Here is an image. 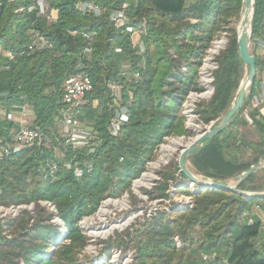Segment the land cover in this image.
Listing matches in <instances>:
<instances>
[{
    "label": "trees",
    "instance_id": "obj_1",
    "mask_svg": "<svg viewBox=\"0 0 264 264\" xmlns=\"http://www.w3.org/2000/svg\"><path fill=\"white\" fill-rule=\"evenodd\" d=\"M36 1L0 0V108L30 107L34 116L31 125L42 127L45 133L40 144L0 159V205L36 206L35 217L25 211L10 222L9 227L19 226L25 232L20 238H4L0 248L6 246L12 251L0 249V264H19V259L24 264H75L86 244L79 221L95 213L104 199L130 191L132 180L154 159V151L165 137L188 133L180 116L182 102L189 92H200L196 78L203 56L223 24L231 17L239 19L242 0H47L50 10L57 13L55 21L38 14L37 7L28 11ZM79 2L93 3L101 13L81 12L76 7ZM123 3H127L125 14L134 28L131 32L110 21L112 11ZM263 15L264 0H254L251 53L256 57V68L259 58L255 45L263 39ZM229 31L226 48L215 58L218 67L213 71V94L200 105L204 123L217 120L230 107L244 76L237 32L235 28ZM35 33L51 47L21 54ZM139 42L144 45L142 53ZM123 64L139 72L137 82L119 75ZM73 72H83L91 78L93 88L84 97L79 120L96 132L94 140L76 149L62 144L56 128L63 107L62 84ZM111 82L125 85L120 104L127 105L129 113L116 136L107 128L114 105ZM257 83L255 77L244 106L230 123L190 154L198 172L226 180L264 158V116L251 104ZM245 126L256 132L255 140L235 136L232 129ZM17 128L15 122L0 118L2 140H8ZM89 147H93L92 152ZM242 150L250 152L249 160L241 157ZM175 164L174 169L160 172L158 197H166L168 182L179 171ZM76 169L82 172L79 178ZM254 173L244 178L237 189L244 191L241 186L253 181ZM246 191L260 192L264 188ZM188 193L193 195L191 208L174 212L176 217L171 221H164L159 214L138 226L133 238L128 232L129 242L118 235L114 241L106 242L108 247L134 248L131 264H206L201 253L215 252L219 256L222 248L228 264H264V256L251 242L258 225L237 223L241 213L249 209V201L257 202L259 198L248 199L218 189ZM39 201L54 205L65 225L64 241L57 242L59 229L51 222L55 214ZM195 227L200 230L194 242ZM174 236L182 241L181 248L176 247ZM117 239L121 242L117 243ZM221 259L220 256L213 262Z\"/></svg>",
    "mask_w": 264,
    "mask_h": 264
},
{
    "label": "rangeland",
    "instance_id": "obj_2",
    "mask_svg": "<svg viewBox=\"0 0 264 264\" xmlns=\"http://www.w3.org/2000/svg\"><path fill=\"white\" fill-rule=\"evenodd\" d=\"M189 2H191V0H189ZM49 15H50L49 17L50 21H54L50 13ZM237 20L239 19H236V17L229 18L228 23L223 24L225 26H222L221 30H219L218 32L214 34L215 36V35H219L220 31L226 32L225 37L227 39V42L225 46H227L228 41H229L228 40L230 36L229 29L235 28L234 22L235 21L237 22ZM210 46H211V43H210ZM251 47H252V44H250V51L252 49ZM208 49L206 50V53L204 54L203 59L205 58V55L207 54ZM139 52L142 53L143 51H141L139 48ZM214 58H216V56ZM202 63H203V60H202ZM200 68L201 66L199 67V70ZM181 70L183 72L186 71V67L183 64L181 66ZM245 72H246V68L244 66V75H245ZM198 80H199V74L197 75L196 83H197V86L200 87L198 85ZM200 89L202 90L203 88L200 87ZM188 95H186L185 99L183 100L181 109H180V116L183 118V125H185V115H184L185 107L183 105ZM200 99L201 100L197 101L194 106V114H195V120H196L195 123L198 125L199 131H204L206 127L209 126L212 122L216 123V120L210 121L209 123H204L202 121L200 113H199L200 105L203 103H207L211 98L205 99V97H201ZM186 130L188 132L186 135L178 136L179 134H173L168 137H165L163 143H161L160 146L158 145L159 149L158 147L155 149L154 159L150 161L152 163L150 164V162H148L144 170L145 173L143 175H142L143 172L141 173L142 176L148 173H152L153 174L152 179L146 180V182L139 183V184H136L139 180H135V179H134L135 181L132 180L130 191H125L123 192V194L117 197H108L104 199L95 213L89 216H86L79 221L78 224H79V227L81 228L83 235L86 238V244L84 248L80 250L79 253L77 254L78 261L75 264H95V263L97 264H116V263L117 264H131L135 256L134 248H131V247L126 248L124 246L118 247L116 245L108 247L106 242L114 241L118 235L121 236L120 239H122L123 241L129 242L127 233L129 232L131 234L130 237H132L134 230L138 226L142 224H146L147 222H151L152 219L154 217H157L159 214L163 215L162 218L164 221H171L176 217V214H174V212L183 211L185 201H184V197L182 196H193V195L188 193V191H190L188 187L186 188L181 187V185H188L190 181L187 180L181 173H179V171L175 172L174 179L168 182V189L165 191L166 197L164 198L158 197V192L156 191L157 184L161 180L160 172L174 169L176 165L175 163L178 164L177 158H178V155L180 154V150H179L180 146L178 147V149H176L173 152L172 155L169 156L170 159L166 164H161L157 168H152V166H153V163L163 154L165 150L163 146L167 144L169 140L175 137L176 138L183 137V141L185 142V140H187L188 138L194 137L195 135L194 132H191L188 129ZM232 130L235 132V136L238 138L242 137L247 140H255L257 137L256 132L253 130L251 126L241 127L239 128V130H237V128L234 127ZM249 153L250 152H247V151L245 152L244 150H242L241 157L247 161L249 160ZM187 167L191 174L201 175L207 178V176L198 172L193 167L191 163V159L187 160ZM260 170H264V169H260ZM254 174L255 175H254L253 181L248 180L247 182L244 183L243 186H241V188L245 189L244 191L258 190V189L264 188V186H262L264 185V178H263L264 174L262 173V171L258 170ZM141 175L136 179L141 178L142 177ZM231 179H233V177L226 179V181L230 182ZM175 187H176V191H175ZM197 189H198V186H197ZM144 190L152 194H148L144 192ZM108 199H114L117 201L114 202ZM104 202H109L110 204L109 205L107 204L108 210L106 213H104L103 217L100 218L98 215V211ZM193 202L194 200L192 199V203H191L192 206H193ZM38 203L42 207H44L48 212L55 214V216L52 217L51 222L57 225L59 229L60 235L57 239V242L62 241V240L64 241L66 238L65 236L66 229H65V226H63L59 221H57V218H56L57 215L55 213L56 211L51 210L46 204H42L40 202ZM181 203H184V204H181ZM255 203H256L255 200H250L248 204L249 209H252ZM19 205L26 206V207H23V210L19 213V215H22L23 212L26 211L30 214L31 217H35L36 206L34 203L19 204ZM0 206H4V205H0ZM10 206H18V205L10 204L5 207H10ZM185 210H187V208ZM130 214L131 215L134 214L135 217L132 218L125 226L121 227V229H115L111 233H108V234H96L95 233L97 231H101L102 230L101 228L105 226L106 224L115 223L121 219H125L128 216H130ZM12 220L13 219H8V218L0 220V225H1L0 227V246L3 245L4 238L6 239L20 238V235L25 232L19 226L16 227L15 225H13L9 227V224ZM31 222L32 221L30 220L29 226ZM199 230H200L199 227H195V231L192 232L194 242L197 241L199 238ZM116 242L120 243L121 240L117 239ZM116 242H114V244ZM0 249L7 250L8 252L12 251L11 248H6V246H3ZM52 250L53 248L51 247L49 251V255H51ZM218 253H220L219 254L220 256L225 257V254H224L225 248H222L220 251H218ZM19 261H20L19 264H24L23 260L19 259Z\"/></svg>",
    "mask_w": 264,
    "mask_h": 264
},
{
    "label": "built area",
    "instance_id": "obj_3",
    "mask_svg": "<svg viewBox=\"0 0 264 264\" xmlns=\"http://www.w3.org/2000/svg\"><path fill=\"white\" fill-rule=\"evenodd\" d=\"M38 9V14L46 15L48 18L50 17L49 13L51 14L50 8L48 6L47 0H37L36 5H31L28 7V11L36 8ZM76 7L81 12L92 11L95 15H99L101 13L100 8L89 2H79L76 4ZM127 8V3H123L121 7L116 8L110 14V21L116 26L121 27L125 26V29L129 32L133 31L134 28L130 25L129 20L125 14V9ZM223 32V33H222ZM221 34H226L225 31H220L219 35H215L213 40L211 41V46L215 41L216 37H219ZM139 48L141 51H144V45L142 42H139ZM211 46L209 47L207 54L203 61L206 59ZM51 44H49L45 39L35 33L33 40H31L27 45L26 49L21 52L27 55L31 53L42 50L45 48H50ZM119 50V49H116ZM87 52L89 50H86ZM220 53V52H219ZM218 53V54H219ZM10 59L13 58V55L10 52L5 53ZM217 54V55H218ZM215 55V56H217ZM214 64V71L218 65L213 60ZM202 66V65H201ZM201 69V68H200ZM119 75L125 78L126 81L130 82H137L140 78L139 72L132 69L130 64H123L120 67ZM200 76V70H199ZM211 79L212 83L214 81L213 72H211ZM199 85V84H198ZM201 87V86H200ZM93 88V84L91 78L83 73V72H73L69 74L63 84H62V103L63 107L60 110V117L56 120V126L59 133L60 140L63 145L71 146L73 149L81 147L83 145L88 144L92 140L96 138V132L92 129L86 128L82 125L79 120V117L82 114V106L84 104V97L85 95L90 92ZM125 88V85L119 82H111L109 84V90L111 92V96L113 99V104L111 108L113 109L112 116L108 122V131L111 135L116 136L121 127L128 121L129 113L127 105H121V91ZM203 88V87H201ZM214 90V87H213ZM192 92V91H191ZM189 92V95L191 94ZM128 94L131 93L128 91ZM187 96V99L189 97ZM185 100V103L187 102ZM184 103V107H185ZM253 107H256V104L251 102ZM28 106H21L20 108L14 107L13 109L6 110L0 108V118H6L9 121L15 122L18 124V128L16 131L12 132L10 138L8 140H2L0 138V159L8 157L14 153L19 152L21 149L31 146L33 144H40L45 139V133L42 127L40 126H32L31 124L22 123L21 120H17V116L19 114L23 115L26 112ZM185 115V122L187 120V115L184 110ZM192 116H195L194 109L192 110ZM246 118L251 122L250 118L245 113ZM185 126V125H184ZM186 128V126H185ZM187 129V128H186ZM93 151V147H89V152ZM180 173V172H179ZM75 175L79 178L82 175L80 169L75 170ZM208 179H212L207 177ZM214 180V179H213ZM178 186V185H177ZM194 183L190 181L188 185H181V187H188L191 192L194 194L195 189L193 188ZM176 191V187H175ZM245 193L252 195L256 193H264V191H244ZM176 193V192H175ZM184 197V208L189 209L192 207V197L193 196H182ZM248 199H251L247 197ZM42 204L48 205L51 210H55V207L52 205L51 202L48 201H39ZM22 205L18 206H0V220L2 219H16L19 213L23 210ZM56 211V210H55ZM238 224H245L247 226L251 225H258V231L254 238L251 239V242L256 251L260 252L264 256V198H260L257 201L252 209L245 210L241 213L238 218ZM6 227V226H5ZM174 242L177 248L182 247V243L177 236H174ZM220 255L218 256L215 252L214 253H201V259L206 264H228L226 258L221 256L220 261L213 262L214 259H219ZM97 264V263H95Z\"/></svg>",
    "mask_w": 264,
    "mask_h": 264
},
{
    "label": "water",
    "instance_id": "obj_4",
    "mask_svg": "<svg viewBox=\"0 0 264 264\" xmlns=\"http://www.w3.org/2000/svg\"><path fill=\"white\" fill-rule=\"evenodd\" d=\"M249 5L252 7V16L249 24V29L248 31H240L237 32V37H236V43H237V49H238V54L240 56L241 61L243 62L246 72L245 75L243 76L239 87L237 89L236 95L234 100L232 101L230 107L216 120V123L212 126L206 127L204 131H201L199 136L187 147L183 148L180 151V154L178 155L177 161H178V168L179 172L189 181L195 183V184H200L197 182L191 173L189 172L187 168V160L189 159V156L191 153H193L195 150H197L204 141H206L209 138H212L219 134L231 121L233 116L244 106L245 100L247 96L250 93V89L254 83L255 77H256V57L254 54L251 53L250 51V44H251V26H252V18H253V5H254V0H242V7L247 8ZM247 24V17H240L239 19V26H246ZM213 123V122H212ZM211 123V124H212ZM264 167V158L259 160L257 163L252 164L248 169L242 171L239 173L235 179L237 180V183L234 186H229L225 182L221 180H213L206 185V186H201L198 192L203 190V188H212V189H218V190H226V191H231L235 193L241 194L243 197L247 198H264V193H256L249 195L245 193L244 191L238 190L237 185L244 179L246 178L249 174L261 169ZM57 221H59L63 226L64 223L60 221V219L56 216ZM66 236V234H65ZM53 252V250H52ZM51 252V254H52Z\"/></svg>",
    "mask_w": 264,
    "mask_h": 264
},
{
    "label": "bare ground",
    "instance_id": "obj_5",
    "mask_svg": "<svg viewBox=\"0 0 264 264\" xmlns=\"http://www.w3.org/2000/svg\"><path fill=\"white\" fill-rule=\"evenodd\" d=\"M251 16H252L251 5H249L247 8H243L241 10L240 17L241 18L247 17V24H246V26H239L238 25L239 20H237V22L235 23L236 32H240L242 30L248 31ZM240 17H239V19H240ZM226 42H227V39L225 37V34H221L219 37H216L206 59L202 63L201 69H200V76H199L198 84H199V86L203 87V89L200 92L192 91L188 97L187 102L185 103V113L187 115V120L185 122V126L188 130L195 133L194 137L188 138L187 140H185V142L183 141V137H178V138L175 137V138H172L171 140H169V142L163 146V148L165 149L163 154L153 163L152 168H157L161 164H166L170 159L169 156L172 155L173 152L176 149H178L179 146H180L179 150L181 151L183 148L189 146L201 133V131H199L198 125L195 123L196 122L195 116H192V110L194 109L196 102L201 100L200 99L201 97H205V99L211 98V96L213 94V85H212V79H211V72L214 69L213 60H214L215 55H217L221 50L225 49ZM214 123L210 124L209 126L214 125ZM181 144H183V145H181ZM151 163L152 162H150V164ZM144 173L145 172H143L142 175ZM191 175L193 176V178L197 182L200 183L199 185L194 183L195 186H193V188L195 189V187H196L195 192H198V190L200 189L201 186H206L212 181L211 179L205 178L203 176L200 178L198 175H195V174H191ZM152 178H153V174L148 173V174H145L144 176H142L141 178L135 179V180H139L136 183V184H139V183L146 182V180H150ZM223 182H225L229 186H234L237 183V180L233 178V179H231V182H228L226 180H223ZM196 185L198 186V189H197ZM203 189H212V188H206L205 187ZM108 200H112L114 202L117 201L114 199H108ZM108 200H106V201H108ZM107 204L109 205L110 203L104 202L102 204L101 208H99L98 215L100 218H102L104 213L107 212V210H108ZM134 217H135L134 214H132V215L130 214V216H128L125 219H121L115 223L106 224L105 226H103L101 228L102 229L101 231H97L95 233L96 234H108V233H111L115 229H121V227L125 226Z\"/></svg>",
    "mask_w": 264,
    "mask_h": 264
},
{
    "label": "crops",
    "instance_id": "obj_6",
    "mask_svg": "<svg viewBox=\"0 0 264 264\" xmlns=\"http://www.w3.org/2000/svg\"><path fill=\"white\" fill-rule=\"evenodd\" d=\"M51 16H52V19H54L55 21L57 18L56 11L52 10ZM262 24H264V15L262 19ZM255 53H256V56L259 58V65L256 68V78H257L258 83L255 87L254 95L252 96L251 102L256 104V108L264 116V30H263V39L259 40L255 45ZM33 119H34V116H33V112L30 107H27L25 114L23 115L19 114L17 116L18 121L21 120L22 123L24 122L27 124H31ZM248 122L251 123L249 120ZM261 169H264V167ZM259 171H262V173L264 174V170L259 169ZM198 176L200 178L202 177L201 175H198Z\"/></svg>",
    "mask_w": 264,
    "mask_h": 264
}]
</instances>
